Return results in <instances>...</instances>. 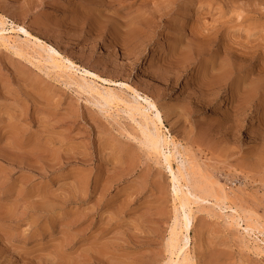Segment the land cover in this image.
Instances as JSON below:
<instances>
[{"label": "rangeland", "instance_id": "1", "mask_svg": "<svg viewBox=\"0 0 264 264\" xmlns=\"http://www.w3.org/2000/svg\"><path fill=\"white\" fill-rule=\"evenodd\" d=\"M0 17L155 103L174 166L225 195L193 207V264H264V233L226 218L264 231V0H0ZM39 59L0 43V264H163L172 186L141 117Z\"/></svg>", "mask_w": 264, "mask_h": 264}, {"label": "bare ground", "instance_id": "2", "mask_svg": "<svg viewBox=\"0 0 264 264\" xmlns=\"http://www.w3.org/2000/svg\"><path fill=\"white\" fill-rule=\"evenodd\" d=\"M4 23V20L0 17V43L3 46L11 47L18 53L23 52L24 49H30L35 55L48 64L49 67L60 73L73 75V73L75 74L76 72H79L78 77L82 80V83H78V85L94 94L102 105L107 107L119 105L130 113V115H138L141 117L143 122L142 124H139V127L143 138V144L151 153L158 155L164 160V167L170 175V182L172 186L174 216L166 243L167 257L163 264H193L189 253L191 242L190 232L194 218L193 207L194 205H198L210 198L214 200L216 205H220V203H223L225 195L221 192L219 194L217 190L216 195L213 190V182L209 181V178L207 179V176L205 177L204 174V176H201L196 164L194 165L196 166L195 168L191 165L192 163L190 160L183 164L175 163L174 166L176 154L181 156L184 155L177 149L178 142H176L170 134L167 135L163 131L164 122L162 113L155 103L151 101V99H148V96H146L147 99L145 100L148 103L147 107L136 100L125 99L122 95L115 92L110 87L103 86L102 89L95 87L93 85L95 81L87 79L85 75L96 77L104 84H108L113 81L101 78L99 75L88 70L80 69L69 58L61 55L53 47L42 42L38 37L34 36L32 38L31 33L22 26H11V31L18 35H16L18 39L21 33L24 35L23 39L18 40V42H20L18 45L15 39L5 33L6 30ZM37 48L44 51V57L43 54L36 50ZM127 86L134 94H137V91L133 87L129 85ZM233 207L230 205L227 206V208H232L234 211V213L226 215L229 222L234 223L235 225H242V230L247 233L252 232L254 234L255 231L264 233L256 222L254 224L252 220L250 221V217H245L242 214L243 211H240V209L236 206L235 208ZM240 221L242 224H240Z\"/></svg>", "mask_w": 264, "mask_h": 264}]
</instances>
